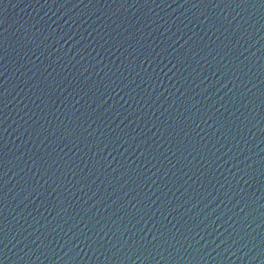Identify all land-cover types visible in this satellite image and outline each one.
<instances>
[{"label": "water", "instance_id": "95a60500", "mask_svg": "<svg viewBox=\"0 0 264 264\" xmlns=\"http://www.w3.org/2000/svg\"><path fill=\"white\" fill-rule=\"evenodd\" d=\"M0 264H264V187Z\"/></svg>", "mask_w": 264, "mask_h": 264}]
</instances>
